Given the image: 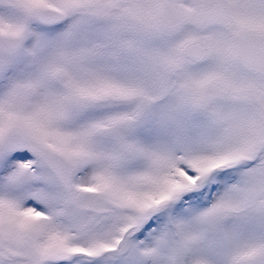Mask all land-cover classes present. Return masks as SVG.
I'll list each match as a JSON object with an SVG mask.
<instances>
[{
    "label": "snow or ice",
    "instance_id": "1",
    "mask_svg": "<svg viewBox=\"0 0 264 264\" xmlns=\"http://www.w3.org/2000/svg\"><path fill=\"white\" fill-rule=\"evenodd\" d=\"M0 264H264V0H0Z\"/></svg>",
    "mask_w": 264,
    "mask_h": 264
}]
</instances>
